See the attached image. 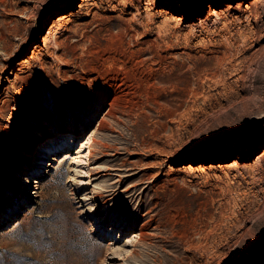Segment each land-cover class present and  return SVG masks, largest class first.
Instances as JSON below:
<instances>
[{
    "label": "rangeland",
    "instance_id": "374dc122",
    "mask_svg": "<svg viewBox=\"0 0 264 264\" xmlns=\"http://www.w3.org/2000/svg\"><path fill=\"white\" fill-rule=\"evenodd\" d=\"M0 264H264V0H0Z\"/></svg>",
    "mask_w": 264,
    "mask_h": 264
},
{
    "label": "bare ground",
    "instance_id": "6f19581e",
    "mask_svg": "<svg viewBox=\"0 0 264 264\" xmlns=\"http://www.w3.org/2000/svg\"><path fill=\"white\" fill-rule=\"evenodd\" d=\"M59 18H57L56 20H54V22L52 23V25H50V28L48 29V32H47V34H46V37L47 36H49L50 34H51V32H52V29L56 26V24H58L62 19H64L65 18V16H58ZM113 99H115V98H113ZM114 103V102H113ZM113 103H110L109 105V109H108V111L107 112H105V113H107L108 115H110V114H112V109H113ZM106 114V115H107ZM107 115V116H108ZM102 123V122H101ZM38 150L40 149V147H38L37 148ZM31 154V151H27L26 152V155H30ZM51 158V161H53V162H56L57 161V157H54V155H52V156H50ZM220 159V158H219ZM52 164V163H51ZM50 164V165H51ZM49 165V166H50ZM18 182V181H17ZM134 236V237H133ZM141 236H142V231H132V238L133 239H135V240H138L139 238H141Z\"/></svg>",
    "mask_w": 264,
    "mask_h": 264
},
{
    "label": "built area",
    "instance_id": "2783aa9c",
    "mask_svg": "<svg viewBox=\"0 0 264 264\" xmlns=\"http://www.w3.org/2000/svg\"><path fill=\"white\" fill-rule=\"evenodd\" d=\"M34 186H36V184H34Z\"/></svg>",
    "mask_w": 264,
    "mask_h": 264
}]
</instances>
